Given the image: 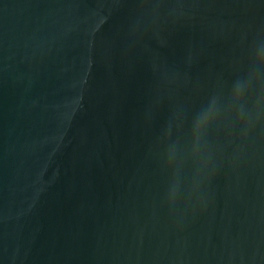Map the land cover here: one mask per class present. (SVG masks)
<instances>
[{
	"label": "water",
	"instance_id": "water-1",
	"mask_svg": "<svg viewBox=\"0 0 264 264\" xmlns=\"http://www.w3.org/2000/svg\"><path fill=\"white\" fill-rule=\"evenodd\" d=\"M261 51L264 0H0V264H264Z\"/></svg>",
	"mask_w": 264,
	"mask_h": 264
},
{
	"label": "snow or ice",
	"instance_id": "snow-or-ice-1",
	"mask_svg": "<svg viewBox=\"0 0 264 264\" xmlns=\"http://www.w3.org/2000/svg\"><path fill=\"white\" fill-rule=\"evenodd\" d=\"M258 55L261 60H264V51H261Z\"/></svg>",
	"mask_w": 264,
	"mask_h": 264
},
{
	"label": "clouds",
	"instance_id": "clouds-1",
	"mask_svg": "<svg viewBox=\"0 0 264 264\" xmlns=\"http://www.w3.org/2000/svg\"><path fill=\"white\" fill-rule=\"evenodd\" d=\"M253 56H254V59H259L258 57H256V55H255V53L253 54ZM199 117H197V119H198Z\"/></svg>",
	"mask_w": 264,
	"mask_h": 264
}]
</instances>
